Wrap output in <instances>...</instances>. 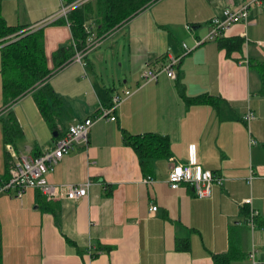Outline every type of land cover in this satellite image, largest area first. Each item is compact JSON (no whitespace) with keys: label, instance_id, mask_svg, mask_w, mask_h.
<instances>
[{"label":"crops","instance_id":"1","mask_svg":"<svg viewBox=\"0 0 264 264\" xmlns=\"http://www.w3.org/2000/svg\"><path fill=\"white\" fill-rule=\"evenodd\" d=\"M243 2L247 0H154L111 33L95 38L86 58L72 59L47 77L61 97L54 130L32 92L14 101L23 135L7 148L38 154L69 124L109 104L114 92L134 89L113 119L96 120L87 143L76 144L47 173L56 184L90 180L85 196L45 201L35 187L20 197L13 189L0 191L2 264H213L211 253L227 248V231L234 224L240 225L242 250L247 254L254 247L264 259V228L243 223L240 213L249 197V210L264 217V94L259 72L247 63L249 55L264 57V0L255 1L245 21L220 34L244 37L241 52L226 56L216 38L194 46L208 32L214 14ZM1 9L8 24L44 20V51L53 67L52 52L72 40L69 23L56 22L60 0H1ZM106 41L108 49L98 50L94 60L88 57ZM183 43L192 49L185 52ZM171 55L179 56L186 94L207 92L216 97V106L186 103L175 78L165 73L142 82L147 62L163 63ZM1 82L0 75V108ZM248 110L254 113L251 119L244 118ZM121 128L169 137V155L154 159L147 173L151 182L142 181L147 174L124 144ZM193 145L196 160L223 177L210 196L198 197L188 184L172 188L167 182L170 165L186 161ZM4 172L0 122V181ZM152 204L157 205L154 211ZM176 237H188L189 249H176ZM99 243L112 247L97 251ZM244 260L252 264L248 256L234 264Z\"/></svg>","mask_w":264,"mask_h":264},{"label":"trees","instance_id":"2","mask_svg":"<svg viewBox=\"0 0 264 264\" xmlns=\"http://www.w3.org/2000/svg\"><path fill=\"white\" fill-rule=\"evenodd\" d=\"M71 1L73 0H66V2ZM153 1L86 0L68 10L66 16H59L56 22L69 23L72 40L60 45L52 52L53 67H49L44 51L42 26L30 30L25 29L26 24H8L2 14L0 0V75L3 103L0 108V122L5 163V172L0 184L9 179L10 168L13 164L11 149L7 148V145L14 146L16 139L23 135V129L14 109H12L14 101L22 94L32 92L41 115L50 128L56 129V108L60 105L61 97L52 85L46 81L50 73L72 60L77 51H85L83 56L86 58V52L92 46L90 45L91 36L100 38L111 33ZM216 42L217 46L224 50L225 55L229 57L233 52L242 51L244 37L218 35ZM247 63L259 72L261 77L260 93L264 94V57L249 55ZM174 69L176 71L175 85L177 92L186 103H210L216 106V97L207 92L195 95L186 94L178 62L174 65ZM121 130L124 144L134 150L144 174L151 171L154 159L168 156L170 153V140L166 134L154 131L132 133L124 128H121ZM62 134V132H59L56 137ZM41 197L47 201L45 196ZM240 213L243 217V223H247L250 218L248 204L244 203L240 206ZM254 222L255 226L264 228L263 216L254 215ZM227 241L228 246L224 251L211 253L213 264H234V262L248 256V253L246 254L241 248L239 224L231 225L228 228ZM189 246L188 237H176V249L188 250ZM111 247L112 245L99 243L97 251L99 249L110 250ZM0 264H2L1 255Z\"/></svg>","mask_w":264,"mask_h":264},{"label":"built area","instance_id":"3","mask_svg":"<svg viewBox=\"0 0 264 264\" xmlns=\"http://www.w3.org/2000/svg\"><path fill=\"white\" fill-rule=\"evenodd\" d=\"M86 0H73L66 2V0H60V9L56 16H66L68 10L72 9L83 3ZM253 0L243 2L238 6H225L220 13L214 14L210 18V28L208 32L199 38L195 39L194 46L200 44L207 39L216 38L218 35L225 33L229 28L237 23L246 20L249 8ZM258 1V0H254ZM43 21L36 22L32 25L25 27V29H36ZM187 28H190V24H186ZM93 36H91L90 45L93 44ZM184 51L187 52L192 49V46H188L183 43ZM85 51H77L73 56V59L81 61ZM179 56H168L167 60L163 63L154 65L153 63H146L144 66L141 77L142 82L155 81L158 77L165 73L166 75L175 78L176 71L174 65L178 62ZM133 88H123L120 91H116L111 95V101L107 105H101L97 110L89 116H86L82 120L73 122L68 125L62 135L54 138L52 145L38 154H28L24 152L15 153L13 164L10 168L9 179L0 184V191L14 190V194L20 197L23 191L27 187H35L40 193L47 199L56 200L60 197L77 198L85 196L88 192V185L90 180H86L82 183H51L47 179V173L54 169L59 159L66 154L76 144H86L88 141V133L92 124L100 119H113L115 117V111L118 105L129 95L133 93ZM254 113L252 110H248L244 114V118H253ZM196 159V157H195ZM181 169V174L176 180L170 179V177L176 173L177 169ZM199 171L200 178L197 179V170ZM223 177L218 171H214L210 168L203 167L197 160L192 162V154L183 162H173L167 173V182L170 187L176 188L181 184H188L192 186L194 194L198 197L210 196L214 184L222 183ZM153 180V177L148 174L142 178V181L149 183ZM250 198H245L244 203H249ZM157 208L156 204L150 206V210L154 211ZM258 212L255 209H250V218L247 223L250 227L255 226L254 215ZM91 251L90 247L88 248ZM248 257L252 264H264V259H259L256 256V249H252L248 252Z\"/></svg>","mask_w":264,"mask_h":264},{"label":"rangeland","instance_id":"4","mask_svg":"<svg viewBox=\"0 0 264 264\" xmlns=\"http://www.w3.org/2000/svg\"><path fill=\"white\" fill-rule=\"evenodd\" d=\"M248 1V0H247ZM256 4H255V2H254V0L252 1V3H251V6H250V8L249 9H251L252 7H254ZM250 19L251 20H253V18L252 17H250L249 16V20L248 21H250ZM250 25H251V23H250ZM119 35H117V37H118ZM263 43V45H264V41H262ZM109 43L110 42H104L100 47H98L96 50H91L90 52H89V54H88V57L89 58H91L92 60H94L96 57H97V51L98 50H104V49H108V47H109ZM122 68H120V70H121ZM247 232H248V237L249 238H251L250 237V235H251V231L250 230H247ZM254 232H258V229L255 231L254 230ZM256 236H257V234H256ZM258 243H259V241L257 240V237L255 238V244H256V246H258ZM238 262H239V260H238ZM238 262H237V264H238ZM248 262L246 261V260H244L243 261V264H247Z\"/></svg>","mask_w":264,"mask_h":264},{"label":"clouds","instance_id":"5","mask_svg":"<svg viewBox=\"0 0 264 264\" xmlns=\"http://www.w3.org/2000/svg\"><path fill=\"white\" fill-rule=\"evenodd\" d=\"M191 152H192V162L195 163V162H196V159H195V146H194V145L191 146ZM199 171H200V170L198 169V170H197V179L200 178ZM180 174H181V169L178 168V169L176 170V173L173 174V175L170 177V179H172V180H176L177 177H178Z\"/></svg>","mask_w":264,"mask_h":264},{"label":"water","instance_id":"6","mask_svg":"<svg viewBox=\"0 0 264 264\" xmlns=\"http://www.w3.org/2000/svg\"><path fill=\"white\" fill-rule=\"evenodd\" d=\"M54 133H56V132H54Z\"/></svg>","mask_w":264,"mask_h":264}]
</instances>
